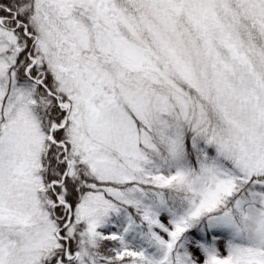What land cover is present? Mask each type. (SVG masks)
Wrapping results in <instances>:
<instances>
[{"label": "snow or ice", "instance_id": "1", "mask_svg": "<svg viewBox=\"0 0 264 264\" xmlns=\"http://www.w3.org/2000/svg\"><path fill=\"white\" fill-rule=\"evenodd\" d=\"M0 264H264V0H0Z\"/></svg>", "mask_w": 264, "mask_h": 264}]
</instances>
